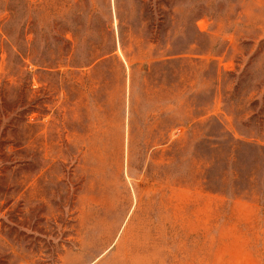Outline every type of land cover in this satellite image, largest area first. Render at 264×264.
Segmentation results:
<instances>
[{"label":"rangeland","instance_id":"rangeland-1","mask_svg":"<svg viewBox=\"0 0 264 264\" xmlns=\"http://www.w3.org/2000/svg\"><path fill=\"white\" fill-rule=\"evenodd\" d=\"M264 0H0V264H264Z\"/></svg>","mask_w":264,"mask_h":264},{"label":"trees","instance_id":"trees-1","mask_svg":"<svg viewBox=\"0 0 264 264\" xmlns=\"http://www.w3.org/2000/svg\"><path fill=\"white\" fill-rule=\"evenodd\" d=\"M258 148H260L262 151H264V147L259 146Z\"/></svg>","mask_w":264,"mask_h":264}]
</instances>
